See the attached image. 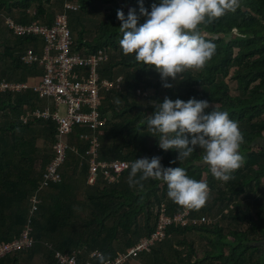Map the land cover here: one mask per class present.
I'll list each match as a JSON object with an SVG mask.
<instances>
[{"label":"trees","instance_id":"1","mask_svg":"<svg viewBox=\"0 0 264 264\" xmlns=\"http://www.w3.org/2000/svg\"><path fill=\"white\" fill-rule=\"evenodd\" d=\"M71 1L80 5L78 11L68 12L72 51L84 56L109 54L101 78H121L115 88L102 93L100 115L106 123L98 130L100 159L131 164L136 158L158 155L162 165L186 169L189 177L206 181L209 190L204 205L193 209L191 218H213L211 224L172 225L164 240L135 258L140 264H264V0H237L234 11L201 24L200 29L214 38L215 52L203 67L187 68L175 79L169 77L171 87H163L153 67L137 64L134 54L125 55L119 45L121 22L116 11L127 13L134 7L138 13L137 0ZM99 1L108 10L103 14L97 13ZM65 2L0 0V79L37 82L44 75L38 64L21 62L27 49L42 53L43 38L14 35L5 25L6 18L52 26ZM152 2L144 0V6L150 10ZM144 19L141 16L138 22ZM231 80L237 94L232 92ZM165 96L207 99L210 106L227 111L237 122L243 135L239 148L243 162L230 179L215 178L198 147L180 161L175 149L159 147L160 134L146 126V119L154 110L153 102ZM48 105V98L32 90L0 93V241H10L23 231L30 198L53 158L56 123L21 120L26 106ZM85 131L77 126L69 137L71 148L61 167L62 181L39 193L41 204L32 222L33 245L6 254L0 264H60L56 250H81L80 263L90 259L100 264L90 257L97 250L105 264L155 231L162 205L170 216L183 210L184 206L167 196L162 180L148 178L141 181L142 187L130 186V166L115 183H107L100 174L96 184H88L89 146L80 138Z\"/></svg>","mask_w":264,"mask_h":264},{"label":"clouds","instance_id":"2","mask_svg":"<svg viewBox=\"0 0 264 264\" xmlns=\"http://www.w3.org/2000/svg\"><path fill=\"white\" fill-rule=\"evenodd\" d=\"M137 4L138 13L134 7H129L127 13L123 9L116 11L121 22V50L125 55L134 54L137 64L153 67L162 86L171 87L169 77L175 79L187 68L203 67L215 52L214 38L199 26L234 11L237 0H153L150 10L144 0H137ZM141 16L145 19L139 23ZM146 126L160 134V148L177 151L179 161L189 157L195 148L202 149V160L217 179L227 181L243 162L239 151L243 135L237 122L227 111L210 106L207 99L165 96L154 102ZM148 178L165 182L167 196L189 209L200 208L208 197L206 181L189 177L180 166L162 165L158 155L136 158L130 164V186L142 187L141 181ZM97 259L103 264L105 257L101 254Z\"/></svg>","mask_w":264,"mask_h":264},{"label":"built area","instance_id":"3","mask_svg":"<svg viewBox=\"0 0 264 264\" xmlns=\"http://www.w3.org/2000/svg\"><path fill=\"white\" fill-rule=\"evenodd\" d=\"M80 5L74 1L66 0L63 12L57 13L52 26L39 21L30 24L17 23L12 18H6L7 29L17 36H39L44 40L41 54L33 48L27 49L21 56L25 65L38 64L44 70V75L37 82H16L0 79V93H22L34 91L48 98L51 105L44 108H30L26 106L25 113L21 116L24 123L33 119L52 120L57 125L56 142L53 145V158L47 165L42 181L36 193L30 198V211L27 223L19 236L10 241H0V258L8 253L29 248L34 243L32 235V222L39 210L41 200L39 193L51 185L62 181L61 167L66 161L67 152L71 148L69 137L75 127L86 128L80 138L88 143L89 177L88 184L97 183L99 176L109 183H115L122 173L130 166V162L100 159V139L98 130L105 125L106 119L100 115L103 92H108L121 82L102 79L101 68L109 61V54L99 52L92 55H81L72 51V35L69 28L68 12L78 11ZM66 107V114L61 115L60 107ZM72 150L77 151L72 146ZM209 194V190H208ZM187 207L170 216L165 205L159 209L156 229L149 236L142 237L134 245L124 251H119L112 260L105 264H126L140 253L150 251L153 246L167 237V229L172 225L185 226L187 224H211L212 219L206 216L191 218V211ZM81 250L72 253L55 251V257L60 264H92L86 260L80 263L78 255ZM102 253L93 251L91 258H98Z\"/></svg>","mask_w":264,"mask_h":264},{"label":"rangeland","instance_id":"4","mask_svg":"<svg viewBox=\"0 0 264 264\" xmlns=\"http://www.w3.org/2000/svg\"><path fill=\"white\" fill-rule=\"evenodd\" d=\"M117 1H118V3L121 2V0H117ZM97 9L99 11L97 13H102V14L105 13L106 11H108L106 5L100 3V1L97 3ZM1 49H2V47L0 48V50ZM230 83H231V86H232V89H233V91H232L233 94H237L238 92L236 91V84H235V82L231 80ZM60 111H61V115H65L66 114V107L65 106H61L60 107ZM212 220H213V218H212Z\"/></svg>","mask_w":264,"mask_h":264},{"label":"crops","instance_id":"5","mask_svg":"<svg viewBox=\"0 0 264 264\" xmlns=\"http://www.w3.org/2000/svg\"><path fill=\"white\" fill-rule=\"evenodd\" d=\"M31 82H36L35 80H31ZM131 264H140L139 259L133 258Z\"/></svg>","mask_w":264,"mask_h":264}]
</instances>
